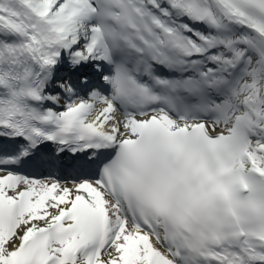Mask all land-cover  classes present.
I'll use <instances>...</instances> for the list:
<instances>
[{
  "label": "snow or ice",
  "instance_id": "snow-or-ice-1",
  "mask_svg": "<svg viewBox=\"0 0 264 264\" xmlns=\"http://www.w3.org/2000/svg\"><path fill=\"white\" fill-rule=\"evenodd\" d=\"M0 264H264V0H0Z\"/></svg>",
  "mask_w": 264,
  "mask_h": 264
}]
</instances>
